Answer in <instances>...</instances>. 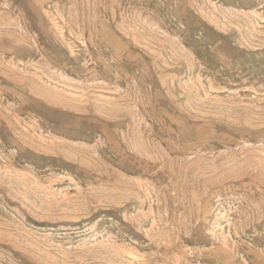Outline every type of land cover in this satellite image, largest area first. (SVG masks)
Returning a JSON list of instances; mask_svg holds the SVG:
<instances>
[{"label":"rangeland","instance_id":"1","mask_svg":"<svg viewBox=\"0 0 264 264\" xmlns=\"http://www.w3.org/2000/svg\"><path fill=\"white\" fill-rule=\"evenodd\" d=\"M0 264H264V0H0Z\"/></svg>","mask_w":264,"mask_h":264}]
</instances>
